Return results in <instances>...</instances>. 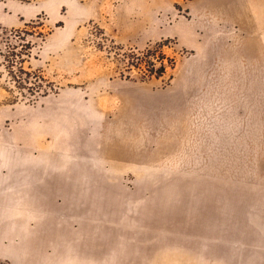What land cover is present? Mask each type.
Masks as SVG:
<instances>
[{"label":"rangeland","instance_id":"rangeland-1","mask_svg":"<svg viewBox=\"0 0 264 264\" xmlns=\"http://www.w3.org/2000/svg\"><path fill=\"white\" fill-rule=\"evenodd\" d=\"M0 264H264V0H0Z\"/></svg>","mask_w":264,"mask_h":264},{"label":"trees","instance_id":"trees-1","mask_svg":"<svg viewBox=\"0 0 264 264\" xmlns=\"http://www.w3.org/2000/svg\"><path fill=\"white\" fill-rule=\"evenodd\" d=\"M4 56L7 61L6 67L8 68V72L10 73L12 79L21 84V76L18 74V72H24L27 76H30L31 73L27 70H24L22 64L19 65L21 61L18 62V54L15 51V45L9 44L8 53ZM145 58L146 62L153 67L152 71H154L157 76H160L165 72L166 64L164 62H161V65L155 68V62L153 60H150L148 56L139 57L140 60H143Z\"/></svg>","mask_w":264,"mask_h":264},{"label":"bare ground","instance_id":"bare-ground-1","mask_svg":"<svg viewBox=\"0 0 264 264\" xmlns=\"http://www.w3.org/2000/svg\"><path fill=\"white\" fill-rule=\"evenodd\" d=\"M123 114V113H122ZM122 117V116H121ZM229 120V119H228ZM232 120V119H231ZM234 123V122H233ZM217 124V123H216ZM139 126V125H138ZM163 126V125H162ZM218 126V125H217ZM125 127V126H124ZM134 128V127H133ZM159 128V127H158ZM148 129V128H147ZM109 131V130H108ZM148 131V130H147ZM126 132V131H125ZM129 132V131H128ZM163 132V131H162ZM141 133V132H140ZM122 136V135H121ZM106 137V136H105ZM140 137V136H139ZM138 137V138H139ZM134 138H136V137H134ZM145 138V137H144ZM127 139H129V138H127ZM140 139V138H139ZM141 139H142V137H141ZM136 140H137V138H136ZM147 142V141H146ZM223 142V141H222ZM224 143V142H223ZM141 145V144H140ZM136 146V145H135ZM147 146V145H146ZM130 147V146H129ZM199 153V152H198ZM238 153V152H237ZM191 155V154H190ZM243 160V159H242ZM213 161V160H212ZM233 161V160H232ZM220 167V166H219ZM232 172V171H231Z\"/></svg>","mask_w":264,"mask_h":264},{"label":"crops","instance_id":"crops-1","mask_svg":"<svg viewBox=\"0 0 264 264\" xmlns=\"http://www.w3.org/2000/svg\"><path fill=\"white\" fill-rule=\"evenodd\" d=\"M132 156L134 157V155H132ZM133 157H132V158H133ZM130 158H131V157H130Z\"/></svg>","mask_w":264,"mask_h":264}]
</instances>
